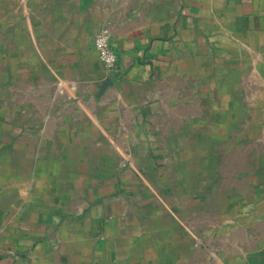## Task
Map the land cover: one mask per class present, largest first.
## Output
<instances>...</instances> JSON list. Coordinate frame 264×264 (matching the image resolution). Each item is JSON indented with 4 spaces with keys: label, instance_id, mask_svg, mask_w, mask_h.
Instances as JSON below:
<instances>
[{
    "label": "crops",
    "instance_id": "0c3cea01",
    "mask_svg": "<svg viewBox=\"0 0 264 264\" xmlns=\"http://www.w3.org/2000/svg\"><path fill=\"white\" fill-rule=\"evenodd\" d=\"M263 142L264 0H0V264H264Z\"/></svg>",
    "mask_w": 264,
    "mask_h": 264
},
{
    "label": "rangeland",
    "instance_id": "374dc122",
    "mask_svg": "<svg viewBox=\"0 0 264 264\" xmlns=\"http://www.w3.org/2000/svg\"><path fill=\"white\" fill-rule=\"evenodd\" d=\"M184 96H185V94H184ZM190 105H184V107H183V115L185 116V114H187V115H190ZM260 145H263V149H264V142L263 143H258V147L260 146ZM224 147H225V149H231V151H230V155L227 157H223V156H221V153L219 152L220 150H222V149H224ZM153 148L154 149H160L159 148V145L156 147L155 145L153 146ZM247 148L248 149H254L255 148V143L254 142H252V143H250V144H247ZM161 149H163V147H162V145H161ZM214 149H216V151H218V155L220 156H218V157H216V158H212V162L216 165V166H218V167H220V170H219V172H220V181L222 182L223 180H225V181H229L228 179H232L233 178V176H237V175H234V174H236L235 172H238V169H239V167L241 166V165H243V164H245V159H241L239 156H238V149H239V143H237V142H234L232 139H231V141L230 142H227V143H225V146H224V143L223 142H219V143H215V145H214ZM217 153V152H216ZM162 156H160V157H155L153 160H154V162H162V163H164L165 161L167 162V161H169L170 162V157L169 156H167L166 155V153L165 154H161ZM165 155H166V157H165ZM247 160V165L248 166H250L249 165V162H252L253 163V158H248V159H246ZM158 164V163H157ZM234 173V174H233ZM174 176L171 174V173H168L167 174V179H168V181H170L171 182V179H172V181H176V178L174 177ZM223 178H225V179H223ZM174 179V180H173ZM233 180H231V182H232ZM173 184L174 183H176V182H172ZM174 187V186H173ZM165 189H167V188H165Z\"/></svg>",
    "mask_w": 264,
    "mask_h": 264
},
{
    "label": "built area",
    "instance_id": "2783aa9c",
    "mask_svg": "<svg viewBox=\"0 0 264 264\" xmlns=\"http://www.w3.org/2000/svg\"><path fill=\"white\" fill-rule=\"evenodd\" d=\"M95 49L106 71L118 70V52L113 45L112 36L102 29L95 38Z\"/></svg>",
    "mask_w": 264,
    "mask_h": 264
}]
</instances>
